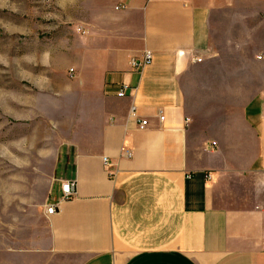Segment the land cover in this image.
<instances>
[{
    "label": "crops",
    "instance_id": "crops-1",
    "mask_svg": "<svg viewBox=\"0 0 264 264\" xmlns=\"http://www.w3.org/2000/svg\"><path fill=\"white\" fill-rule=\"evenodd\" d=\"M87 9L57 68L70 128L39 222L0 264H264V0Z\"/></svg>",
    "mask_w": 264,
    "mask_h": 264
},
{
    "label": "rangeland",
    "instance_id": "rangeland-1",
    "mask_svg": "<svg viewBox=\"0 0 264 264\" xmlns=\"http://www.w3.org/2000/svg\"><path fill=\"white\" fill-rule=\"evenodd\" d=\"M88 1L0 0V243L39 222L70 128L68 76L57 68L86 26Z\"/></svg>",
    "mask_w": 264,
    "mask_h": 264
},
{
    "label": "built area",
    "instance_id": "built-area-1",
    "mask_svg": "<svg viewBox=\"0 0 264 264\" xmlns=\"http://www.w3.org/2000/svg\"><path fill=\"white\" fill-rule=\"evenodd\" d=\"M153 61V54L152 52L150 51H146L143 55L142 58L140 59H133L131 61V66L136 69V70H141L143 68H145L147 65H149L151 62ZM197 61H201V59H197ZM127 90H128V86H123L121 88V90L119 91L118 93V96H125L126 93H127ZM162 112H160L161 114ZM160 119L163 120L164 119V116L161 115L160 116ZM149 125V121L148 120H141L140 122V128L141 129H144L146 128L147 126ZM123 154L130 158L131 157V151L127 150V149H123ZM104 160L106 162H108V158H104ZM208 177L210 178V175H208ZM76 182L75 181H67V182H64L62 184V193H63V196H62V202L63 201H68L70 199H72L75 194H76ZM56 208L57 206L56 205H48L47 206V209H46V212L47 214H53L55 211H56Z\"/></svg>",
    "mask_w": 264,
    "mask_h": 264
}]
</instances>
